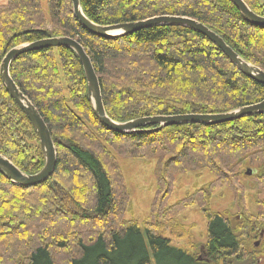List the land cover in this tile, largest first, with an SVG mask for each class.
<instances>
[{
	"label": "trees",
	"instance_id": "1",
	"mask_svg": "<svg viewBox=\"0 0 264 264\" xmlns=\"http://www.w3.org/2000/svg\"><path fill=\"white\" fill-rule=\"evenodd\" d=\"M243 1L264 17L259 0ZM80 5L100 26L159 16L196 20L264 71V27L247 23L227 0H80ZM55 37L73 38L84 48L106 114L117 123L223 114L264 100V86L195 31L162 26L110 40L81 26L71 0L0 4V66L13 48ZM10 75L47 125L57 165L48 180L31 187L17 186L0 173V264H259L257 256L264 254V115L117 134L95 116L82 64L72 50L24 54L12 63ZM0 155L26 175L45 166L38 135L1 76ZM118 157L156 162L157 194L142 225L125 219L132 202L118 180ZM203 170L215 180L167 207L176 177ZM243 176L257 181L258 211L247 210L233 221L210 210L216 191L246 193ZM194 207L207 223L205 243L191 244L190 251L177 248L165 230L184 238L186 230L175 217ZM63 256H68L65 262Z\"/></svg>",
	"mask_w": 264,
	"mask_h": 264
},
{
	"label": "water",
	"instance_id": "2",
	"mask_svg": "<svg viewBox=\"0 0 264 264\" xmlns=\"http://www.w3.org/2000/svg\"><path fill=\"white\" fill-rule=\"evenodd\" d=\"M241 13L243 19L254 26L264 27V17L254 13L243 0H227ZM73 15L81 26L89 33L103 39L115 40L130 36L142 30L155 27H182L195 31L206 37L233 63L246 77L264 86V71L243 60L233 51L225 41L204 24L186 17L159 16L140 22L100 26L91 22L83 13L80 0H71ZM50 48H68L79 58L88 85V99L95 116L108 130L117 134H132L146 128L159 132L164 128L180 125H207L215 126L264 115V100L260 103L242 107L223 114H187L175 116H151L124 123L111 120L105 111L99 79L92 65L91 59L84 48L75 39L70 37H55L31 44H24L10 50L2 60L0 76L4 86L18 107L24 112L34 127L40 142V148L45 158V166L34 175H26L15 167L8 159L0 155V173L10 182L21 187H31L48 180L55 172L57 165V152L52 141L51 133L41 117L37 108L19 90L10 75L12 63L20 56ZM249 176L252 172L248 171Z\"/></svg>",
	"mask_w": 264,
	"mask_h": 264
},
{
	"label": "rangeland",
	"instance_id": "3",
	"mask_svg": "<svg viewBox=\"0 0 264 264\" xmlns=\"http://www.w3.org/2000/svg\"><path fill=\"white\" fill-rule=\"evenodd\" d=\"M259 2L264 4V0H259ZM116 160L118 180L123 183L124 191L132 202V209L126 212L125 219L136 220L142 225L144 221L150 219L154 199L157 194L156 162L154 160L122 157H118ZM247 170H252V168H247L244 172ZM113 175L115 176L114 173ZM213 180H215L214 175L207 170L177 176L173 194L167 201V207L173 206L188 195H193ZM241 181L246 186V193L242 192V196L240 194V196H234L229 189L216 191L210 199V210L228 216L233 221L247 210L256 213L259 209L258 200H260L257 195V181L253 177L247 178L245 176H243ZM73 185L76 188L79 186L74 181ZM175 218L179 224H183L186 235L181 239L175 238L170 234L171 228H167L164 236L171 241L173 246L190 251L191 244L200 246L205 243L207 223L202 212L197 207L181 211ZM197 256L201 258L203 255L201 252H198ZM60 259L62 262H65L68 256H63ZM257 259L259 260V264H264V254L258 255Z\"/></svg>",
	"mask_w": 264,
	"mask_h": 264
},
{
	"label": "crops",
	"instance_id": "4",
	"mask_svg": "<svg viewBox=\"0 0 264 264\" xmlns=\"http://www.w3.org/2000/svg\"><path fill=\"white\" fill-rule=\"evenodd\" d=\"M5 1H6V0H0V4L3 3V2H5Z\"/></svg>",
	"mask_w": 264,
	"mask_h": 264
},
{
	"label": "flooded vegetation",
	"instance_id": "5",
	"mask_svg": "<svg viewBox=\"0 0 264 264\" xmlns=\"http://www.w3.org/2000/svg\"><path fill=\"white\" fill-rule=\"evenodd\" d=\"M200 260H202V257L200 258Z\"/></svg>",
	"mask_w": 264,
	"mask_h": 264
}]
</instances>
